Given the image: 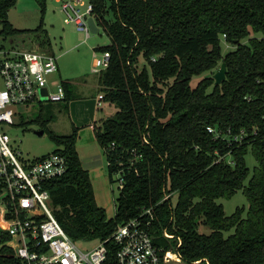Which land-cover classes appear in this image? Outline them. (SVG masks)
<instances>
[{"label": "trees", "instance_id": "trees-1", "mask_svg": "<svg viewBox=\"0 0 264 264\" xmlns=\"http://www.w3.org/2000/svg\"><path fill=\"white\" fill-rule=\"evenodd\" d=\"M35 1L42 19L46 0ZM16 2L0 0V39L50 54L41 23L31 36L12 28L8 12ZM88 2L110 40L95 49L110 54L99 76L103 100L117 108L94 126V134L109 183L121 180L122 187L107 219L78 158L77 129L49 134L57 146L52 152L67 164L64 175L45 184L58 223L72 242L88 245L107 240L118 225L151 208L154 243L178 251L185 264H264V38L257 37L264 36V0ZM222 39L232 46L225 53ZM221 63L225 79L215 85L212 74ZM61 84L67 110L72 95ZM237 135L242 139L235 142ZM248 153L256 161L251 171ZM237 191L246 198V215L236 208L225 216L217 200ZM164 230L172 238L163 237ZM9 241L0 228V264H21ZM105 247L103 264H118V246L109 239Z\"/></svg>", "mask_w": 264, "mask_h": 264}, {"label": "built area", "instance_id": "built-area-1", "mask_svg": "<svg viewBox=\"0 0 264 264\" xmlns=\"http://www.w3.org/2000/svg\"><path fill=\"white\" fill-rule=\"evenodd\" d=\"M55 2L61 5L64 22L74 24L87 39L90 35L87 19L93 17L92 5L81 0ZM93 57V70L107 68L109 52H102L100 57L94 52ZM56 71L53 55L15 48L9 40L3 42L0 39V212L9 223L0 228L10 236L7 245L21 264H103L105 242L109 239L118 246V264H185L178 251H163L154 243L150 227L155 217L151 208L118 225L107 240L95 242L91 248H81L72 242L58 223L48 206L51 201L45 184L66 173L65 158L51 152L32 160H21L20 152L11 148V139L5 129L14 124L17 115L14 107L19 104L64 100L61 82L52 85L49 82L50 75ZM98 98L101 100L103 95ZM207 131L215 139L220 137L214 128L208 127ZM241 139V135L232 138L235 142ZM117 184L118 189L122 187L121 180ZM162 235L172 238L165 230ZM191 264L201 263L194 261ZM204 264H208L206 260Z\"/></svg>", "mask_w": 264, "mask_h": 264}, {"label": "rangeland", "instance_id": "rangeland-1", "mask_svg": "<svg viewBox=\"0 0 264 264\" xmlns=\"http://www.w3.org/2000/svg\"><path fill=\"white\" fill-rule=\"evenodd\" d=\"M81 1L84 4L88 3V0ZM105 18L112 20L110 14L106 15ZM8 21L12 28L23 36H31L32 34L29 32L36 29L41 23L49 40L48 52L54 56L57 66V71L49 77L51 85L59 81L65 82L72 96H77V99L85 98L83 96L93 92L92 90L95 89L96 85L99 91L102 92L99 83L101 69L93 70V53L95 52L96 56L100 57L102 51L95 49L108 46L110 40L100 27H98L97 33L90 32L89 37L86 39L85 34L77 31L74 24L64 22L61 5L56 3L55 0L45 1L42 19L40 7L35 0H17L15 6L8 12ZM257 37L264 38L260 34ZM221 47L223 53L228 49H232V46L223 39L221 40ZM204 75L193 77L190 85L195 86ZM71 100L67 103L68 106ZM65 105L64 102H44L42 104H19L14 107L15 112H17L14 117V124L6 126L5 129L11 139V148L20 152L21 160H32L54 151L57 146L50 139L49 134L63 136L71 133L68 108L66 110ZM116 111L117 108L114 105L111 108H105V114L110 116H113ZM41 122L44 124L43 127L40 125ZM41 129L45 130L42 136L34 133ZM245 162L250 171L256 166V161L250 153L246 155ZM103 190L104 192L100 191V196L105 195V198L114 206V200L119 194L118 184H104ZM217 203L222 205L225 216H230L236 208H243V216L246 215L247 201L241 191H237L230 199H218ZM48 206L54 211L52 204L48 203ZM0 225L3 227L9 225L1 212ZM199 231L209 233V230L203 226L199 227ZM94 244L78 246L91 248Z\"/></svg>", "mask_w": 264, "mask_h": 264}, {"label": "crops", "instance_id": "crops-1", "mask_svg": "<svg viewBox=\"0 0 264 264\" xmlns=\"http://www.w3.org/2000/svg\"><path fill=\"white\" fill-rule=\"evenodd\" d=\"M92 91L82 99H77L75 95L71 97L68 116L71 129L72 127L77 129L75 148L81 166L88 172L95 202L98 207L105 210L107 219H110L114 216L115 208L105 198V195L100 196V191L104 192V184L110 185V183L106 171L105 156L95 139L94 126H99L102 120L110 116L105 114V108H111L112 104L105 102L103 98L99 100V95H103V93L99 91L97 85ZM67 95H72L69 90Z\"/></svg>", "mask_w": 264, "mask_h": 264}, {"label": "water", "instance_id": "water-1", "mask_svg": "<svg viewBox=\"0 0 264 264\" xmlns=\"http://www.w3.org/2000/svg\"><path fill=\"white\" fill-rule=\"evenodd\" d=\"M87 24L89 27L90 32L92 33H97L98 32V26L96 25L94 18L89 17L87 19ZM225 74H226V65L225 63H221L219 69L213 74V79H214V84L215 85H220L221 82L225 79ZM43 94H46V91H42ZM38 136H42L44 134V130H38L34 132Z\"/></svg>", "mask_w": 264, "mask_h": 264}]
</instances>
